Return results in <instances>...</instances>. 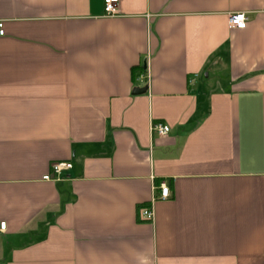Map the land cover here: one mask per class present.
<instances>
[{
	"label": "crops",
	"instance_id": "obj_1",
	"mask_svg": "<svg viewBox=\"0 0 264 264\" xmlns=\"http://www.w3.org/2000/svg\"><path fill=\"white\" fill-rule=\"evenodd\" d=\"M118 6L0 0V264H264V0Z\"/></svg>",
	"mask_w": 264,
	"mask_h": 264
},
{
	"label": "built area",
	"instance_id": "obj_2",
	"mask_svg": "<svg viewBox=\"0 0 264 264\" xmlns=\"http://www.w3.org/2000/svg\"><path fill=\"white\" fill-rule=\"evenodd\" d=\"M119 0H103V11L106 16H116L120 13L119 11ZM246 15L242 11L233 12L228 16L229 27L242 29L246 25ZM5 34L3 20L0 19V36ZM170 130V127L162 122H154L152 124V131L159 136L166 135ZM71 166L69 162L54 161L51 163V172L45 174L43 179L51 180L58 177L64 170ZM159 193L155 195L156 198L165 199L170 196V189L165 181L158 184ZM138 217L140 220L151 221L153 218V209L151 206H141L138 208ZM6 227L5 221H0V231H4Z\"/></svg>",
	"mask_w": 264,
	"mask_h": 264
},
{
	"label": "water",
	"instance_id": "obj_3",
	"mask_svg": "<svg viewBox=\"0 0 264 264\" xmlns=\"http://www.w3.org/2000/svg\"><path fill=\"white\" fill-rule=\"evenodd\" d=\"M146 88H135L133 90V93H137V92H141V91H144Z\"/></svg>",
	"mask_w": 264,
	"mask_h": 264
}]
</instances>
